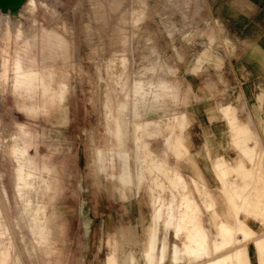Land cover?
Returning a JSON list of instances; mask_svg holds the SVG:
<instances>
[{
  "label": "rangeland",
  "instance_id": "374dc122",
  "mask_svg": "<svg viewBox=\"0 0 264 264\" xmlns=\"http://www.w3.org/2000/svg\"><path fill=\"white\" fill-rule=\"evenodd\" d=\"M30 1L0 8V238L8 237L2 247L10 264H110L111 254V264H129L128 258L147 264L153 234V264H208L236 249L246 257L242 264H264V242L262 255L257 245V238L264 239V131L243 117L241 78L245 51L264 34V0ZM14 57L24 68L54 71L65 83L62 96L54 80L47 108L30 106L13 87ZM19 138L39 164L45 162L49 187L36 177L26 194L18 193L13 150L22 146ZM124 163L127 181L121 177ZM170 173L177 182L167 178ZM232 182H252L254 189L242 194L257 199L248 210L234 209L235 190L244 186L236 189ZM181 192L198 203L191 219L206 235L199 255L183 251L192 226L176 235ZM156 197L172 201V211L157 214ZM26 198L30 208L44 206L50 239L32 234ZM237 217L247 225V238L236 230ZM220 222L232 237L218 249L213 238Z\"/></svg>",
  "mask_w": 264,
  "mask_h": 264
},
{
  "label": "bare ground",
  "instance_id": "6f19581e",
  "mask_svg": "<svg viewBox=\"0 0 264 264\" xmlns=\"http://www.w3.org/2000/svg\"><path fill=\"white\" fill-rule=\"evenodd\" d=\"M21 1L22 0H16V1H14L13 3H11V4H8V5H1L0 4V8H2V9H4V8H16V7H18L19 5H20V3H21ZM30 3H32V4H35V0H31L30 1ZM29 3V4H30ZM45 3V2H44ZM113 3V2H112ZM116 3V2H115ZM27 5V4H26ZM23 6V5H22ZM47 6V5H46ZM25 7V6H24ZM49 8V7H48ZM111 8V7H110ZM115 9V8H114ZM9 10V9H8ZM47 10H49V9H47ZM51 10V9H50ZM51 12V11H50ZM53 12V11H52ZM59 12V11H58ZM6 14V13H5ZM30 14V13H29ZM53 14V13H52ZM35 18V17H34ZM7 19V18H6ZM8 20V19H7ZM11 20V19H10ZM9 20V21H10ZM19 20V19H18ZM5 21V20H4ZM12 21V20H11ZM21 21V20H20ZM7 22V21H6ZM18 22V21H17ZM23 22V21H22ZM8 26H10L11 25V23L10 24H8V23H6ZM24 24V23H23ZM35 25V24H34ZM7 26V28H9ZM6 31H4V33L5 32H7V31H9L8 29H5ZM20 31V30H19ZM18 31V32H19ZM38 31V30H37ZM2 32V31H1ZM17 32V33H18ZM36 32V31H35ZM9 33H11L10 31H9ZM16 34V33H15ZM33 34V33H32ZM32 34H28L29 36L30 35H32ZM6 35V34H5ZM9 35V34H8ZM44 35V34H43ZM25 36H26V34H25ZM0 37H1V35H0ZM8 37V36H7ZM16 37H18L17 35H16ZM27 37V36H26ZM25 37V38H26ZM9 38H10V36H9ZM20 38V37H19ZM41 38H43V37H41ZM40 38V39H41ZM53 39H55V38H53ZM42 40V39H41ZM46 40V39H45ZM49 41H50V39H48ZM47 40V41H48ZM255 41V40H254ZM43 42V41H42ZM41 42V43H42ZM45 42V41H44ZM256 42V41H255ZM255 42H250V46L252 45L253 47H254V44H255ZM3 43V42H2ZM6 43H8V42H6ZM23 44V43H22ZM1 45V44H0ZM9 44H7V46H8ZM48 46H50L49 45V43L47 44ZM37 47V46H36ZM52 47V46H51ZM50 47V48H51ZM6 48H8V47H6ZM25 48V47H24ZM23 48V49H24ZM47 48V47H46ZM58 48V47H57ZM9 49V48H8ZM10 50V49H9ZM42 50V49H41ZM40 50V51H41ZM257 50V49H256ZM18 51H20V50H18ZM37 51H38V49H37ZM43 51V50H42ZM10 52V51H9ZM22 52H23V50H22ZM32 52V51H31ZM11 53H13V52H11ZM18 52H16V54H17ZM41 53V52H40ZM44 53V52H43ZM10 54V53H9ZM8 54V55H9ZM122 54V53H121ZM7 55V56H8ZM10 55H12V54H10ZM9 55V56H10ZM13 55H15L14 53H13ZM19 55V54H18ZM17 55V56H18ZM41 55V54H40ZM44 55V54H43ZM80 55V54H79ZM6 56V55H5ZM34 56V55H33ZM48 56V55H47ZM15 57H16V55H15ZM15 57H14V59H15ZM19 57V56H18ZM17 57V60L13 63L14 64V70H15V73H14V77H13V87L15 88V91H17V92H19L20 94H22L23 96H24V98L25 99H27V100H29L30 102H31V105L30 106H33L34 105V102H36V104L38 105V107L39 108H42V109H46L47 108V103H48V97H52L53 95H49L48 94V92L50 91V90H53V87L51 86L53 83V81L55 80V81H57V79L55 78L56 77V75H53V73H54V71H51V70H47V72L46 71H42V70H40L38 67L36 68V67H26V68H24L23 67V64H22V61H21V59H19ZM11 58V57H10ZM42 58V57H41ZM58 58H61V57H58ZM126 58V57H125ZM6 60V59H5ZM123 60H125V59H123ZM36 61V60H35ZM56 61H59L58 59L56 60ZM61 61V60H60ZM9 63V62H8ZM37 63V62H36ZM56 63V62H55ZM58 63V62H57ZM56 63V64H57ZM67 63V62H66ZM124 63V62H123ZM9 64H11V62L9 63ZM61 64H63V63H61ZM125 64V63H124ZM12 65V64H11ZM3 66V65H2ZM1 66V67H2ZM8 66V65H7ZM58 66H60V65H58ZM65 66H67V65H65ZM263 66H264V64H263ZM4 67V66H3ZM6 67V66H5ZM4 67V69H6ZM47 67V66H46ZM41 68V67H40ZM43 68V67H42ZM49 68V67H48ZM3 69V70H4ZM50 69V68H49ZM66 69V68H65ZM59 71V70H58ZM2 72V71H1ZM8 72V71H7ZM6 72V73H7ZM63 72V71H62ZM5 73V74H6ZM4 73H2V75H3ZM2 77V79H3V77H5L4 75L3 76H1ZM1 79V78H0ZM6 79L7 78H5L4 80L6 81ZM131 85V84H130ZM57 86H60V96H62V90H63V87L65 86V83L64 82H62L61 81V79H59L58 81H57ZM165 87V86H164ZM137 91H139V88L137 89ZM171 91V90H170ZM153 92V91H152ZM175 92V91H174ZM1 93V92H0ZM166 94V93H165ZM262 97V96H261ZM159 98V97H158ZM62 100V99H61ZM262 100V99H261ZM1 102V101H0ZM134 102V101H133ZM262 102H264V101H262ZM23 104V103H22ZM137 104V103H136ZM262 103H260V105H261ZM136 106V105H135ZM134 106V107H135ZM228 107V106H227ZM226 107V108H227ZM229 109V108H228ZM19 110H21V109H19ZM109 110V109H108ZM234 113H236L235 111H234ZM146 121V120H145ZM144 121V122H145ZM152 121V120H151ZM149 122V121H148ZM144 124V123H143ZM16 125H18L19 126V124L17 123ZM21 125V124H20ZM137 126V125H136ZM23 127H24V124H23ZM142 127V126H141ZM139 129V128H138ZM138 129H137V131H138ZM142 129V128H141ZM233 129V128H232ZM120 125L118 124V126H117V132H120ZM143 131H145V130H143ZM142 131V132H143ZM145 134H146V132H145ZM138 135V134H137ZM15 136V135H14ZM140 136H141V134H140ZM18 137V136H17ZM239 137H241V136H239ZM139 138V137H138ZM180 138V137H179ZM178 138V139H179ZM242 138V137H241ZM254 138V137H253ZM134 139V138H133ZM16 140V139H15ZM19 140H20V142L22 141L20 138H19ZM137 140V139H136ZM180 140V139H179ZM14 141V140H13ZM17 141H18V139H17ZM43 141V140H42ZM138 141V140H137ZM136 141V142H137ZM236 141H238V140H236ZM242 141H244V140H242ZM139 142V141H138ZM240 142H241V140H240ZM245 142V141H244ZM15 143V142H14ZM22 143V146L20 147V144H16V146H18L19 145V147L18 148H16L15 147V150H13V151H15L14 153L16 154L15 155V157H17V160H16V162H17V166H16V178H17V181H16V187H17V191H18V193L20 194V195H23V194H26V192H25V189L27 190V187L28 186H32V185H35L36 184V182H37V180L35 181V179L34 178H36V177H39V180L38 181H40L41 183L40 184H38V185H41L43 182H44V184L47 186L48 185V187H49V184L50 183H48V181H47V177H46V174H44V172H47L48 171V168H47V166H46V164H45V162L43 161V164L41 165V164H39V162H38V160H36V158H35V154H31L30 152H29V144H28V142H25L24 144H23V141L21 142ZM36 143V142H35ZM135 143V142H134ZM140 143V142H139ZM243 142H241V144H242ZM10 144V143H9ZM43 144V143H42ZM146 144V143H145ZM179 144V143H178ZM41 145V144H40ZM44 145V144H43ZM140 145V144H139ZM243 145V144H242ZM242 145H241V148H242ZM5 146V145H4ZM39 145H37V147H38ZM42 146V145H41ZM47 146V145H46ZM183 146V145H182ZM181 146V147H182ZM243 146H245V145H243ZM33 147V146H32ZM43 147V146H42ZM45 147V146H44ZM48 148V147H47ZM139 148V147H138ZM150 148V147H149ZM6 150H7V148H5ZM13 149H14V147H13ZM40 149H41V147H40ZM244 149H246V148H243V150ZM142 150V149H141ZM187 150V149H186ZM248 150V149H247ZM246 150V151H247ZM144 151V150H143ZM9 152H11L10 151V149H9ZM141 152V151H140ZM153 152V151H152ZM152 152H150V153H152ZM243 152V151H242ZM248 152V151H247ZM106 153V152H105ZM12 154V153H11ZM43 154V153H42ZM104 154V153H103ZM245 154V153H244ZM14 155V154H13ZM48 155V154H47ZM124 155H126V154H124ZM137 155V154H136ZM248 155V154H247ZM44 156V155H43ZM110 156H112V155H110ZM122 156V155H121ZM45 157V156H44ZM259 157V156H258ZM111 158H113V157H111ZM127 158V157H126ZM161 158V157H160ZM249 158V157H248ZM13 159V158H12ZM129 159V158H128ZM164 159V158H163ZM252 160H253V158H251ZM48 160V159H47ZM122 160H123V158H122ZM144 160V159H143ZM156 160H158V159H156ZM160 160V159H159ZM142 161V160H141ZM218 161V160H217ZM223 161H224V159H223ZM223 161H221V163L223 162ZM264 161V160H263ZM15 162V161H14ZM47 162V161H46ZM123 162V161H122ZM166 162V161H165ZM250 162H251V160H250ZM262 162V161H261ZM144 163H145V161H144ZM155 163V162H154ZM158 162H156L155 164H157ZM225 163V162H224ZM242 163V162H241ZM241 163H239V165H241ZM259 163V162H258ZM49 164V163H48ZM126 164H128V163H126ZM159 164V163H158ZM226 164V163H225ZM238 164V163H237ZM257 164V163H256ZM167 165V164H166ZM244 164H242L241 166H243ZM258 165V164H257ZM97 166V165H96ZM222 166H224V165H222ZM240 166V167H241ZM256 166V165H255ZM142 167V166H141ZM161 168L160 167V164L159 165H156V168ZM163 167H165V166H163ZM162 167V168H163ZM225 167V166H224ZM233 167V166H232ZM251 167V166H250ZM161 168V169H162ZM221 168V167H220ZM227 168V167H226ZM231 168V167H230ZM242 168V167H241ZM245 168V167H244ZM120 169V168H119ZM127 168H126V166H125V163H124V166H123V174L121 175V177H122V179L124 180V181H127L128 179H130L129 178V173H127V170H126ZM128 169H129V167H128ZM153 169V168H152ZM164 169V168H163ZM50 170H51V167H50ZM218 170V169H217ZM136 171V170H135ZM161 171V170H160ZM165 171V170H164ZM162 172V171H161ZM221 172H222V170H221ZM224 172V171H223ZM225 172H227V171H225ZM235 172V171H234ZM241 172H243V171H241ZM50 173V172H49ZM122 173V172H121ZM165 173H167V172H165ZM164 173V174H165ZM256 173H257V171H256ZM256 173H255V175H256ZM142 174L143 173H141L140 172V174H139V178H141V176H142ZM158 174H160V173H158ZM171 174V173H170ZM168 175V174H166L167 175V178L168 179H170V180H172V178H174L173 177V174H171V175ZM251 174V173H250ZM218 175V174H217ZM244 175V174H243ZM48 176V175H47ZM52 176V175H51ZM221 176H222V174H221ZM115 177V176H114ZM131 177V176H130ZM192 177V176H191ZM223 177H226L224 174H223ZM223 177H221V178H223ZM251 177V176H250ZM256 177V176H255ZM51 178V177H50ZM161 178L163 179V177L161 176ZM181 178V177H180ZM119 179V178H118ZM262 179V178H261ZM159 180V179H158ZM173 180H175V178L173 179ZM254 180H255V178H254ZM130 181V180H129ZM157 181V180H156ZM176 181V180H175ZM257 181V180H256ZM255 181V182H256ZM50 182H51V180H50ZM121 182V181H120ZM177 182V181H176ZM175 182V183H176ZM182 182H184V180L182 181ZM257 182H260V180L259 181H257ZM199 183H200V181H199ZM223 183V182H222ZM233 183V182H232ZM246 183V182H245ZM244 183V185H237L236 183H233L234 184V187H236V189H237V186H239V188H240V186H244L243 187V190H240V191H238V190H235L236 191V193H235V195H236V198H233L231 201H232V204H233V206H234V209L236 210V212H241L242 210H245V209H247L248 208V206H249V202H251L250 204H252L253 205V202L255 201V200H257L255 197H253L252 198V200L255 198V200H253V202L252 201H249V200H251V199H248V197H250V196H248L247 195V197H244V195H242L243 193H244V190L246 191V189L250 186V183H252V182H248L249 184H245ZM262 183V182H261ZM157 184L159 185V184H161L160 182H157ZM163 184V183H162ZM173 184V183H172ZM227 184V183H226ZM232 184V185H233ZM263 184V183H262ZM51 185V184H50ZM174 185V184H173ZM258 185V184H257ZM228 186V185H227ZM254 186V185H253ZM252 186V187H253ZM41 187H42V185H41ZM47 187V188H48ZM159 187H160V185H159ZM196 187V186H195ZM231 187V186H230ZM233 187V186H232ZM34 188H35V186H34ZM44 188H45V186H44ZM176 188V187H175ZM201 188H203V187H201ZM261 188V187H260ZM146 189V188H145ZM173 189V188H172ZM206 189V188H205ZM230 189H232V188H230ZM234 189V188H233ZM250 189H251V186H250ZM253 189H254V187H253ZM253 189H251V190H253ZM3 190V189H2ZM38 190V189H37ZM248 190V189H247ZM261 190H263V189H260L259 191H261ZM35 191H36V189H35ZM34 191V192H35ZM39 191V190H38ZM44 190H42V192H43ZM48 191V190H47ZM226 191H228V189L226 190ZM232 191V190H231ZM234 191V190H233ZM234 191V192H235ZM249 191V190H248ZM255 191V190H254ZM258 191V192H259ZM264 191V190H263ZM262 191V192H263ZM34 192H33V194H34ZM125 192V191H124ZM138 192V191H137ZM204 192V191H203ZM205 192H207V191H205ZM17 193V192H16ZM30 193H31V191H30ZM36 193V192H35ZM248 194H249V192H247ZM252 193V192H251ZM33 194H31L32 196H31V198L33 197V196H35V194L33 195ZM39 194V199H40V197L41 198H44V196H40L41 194H40V192L38 193ZM187 194H188V196H187ZM185 193V192H181L180 193V196H181V199H180V214H179V217H178V220H177V222H176V235L177 236H179L180 237V235L182 234V231H183V229L184 228H187V226L188 225H190V226H192V227H190V229L188 230V234L186 235V237H185V239H184V241H185V248L183 249V251L184 252H186V253H194L195 255H199V253L201 252V250H202V248H203V246H204V244H205V242H206V235L203 233V226L202 225H200V224H198V223H196L195 222V220L196 219H194V217H193V219H191V213H193V212H195V211H197L198 209H199V207H198V203L196 204V203H194V200H193V203H192V200H191V197H189V193ZM191 194H192V192H191ZM191 194H190V196H191ZM207 194H209V193H207ZM229 194V193H228ZM234 194V193H233ZM245 194V193H244ZM19 195V196H20ZM45 195V194H44ZM122 195V194H121ZM250 195V194H249ZM254 195V194H253ZM260 195H261V193H260ZM259 195V196H260ZM38 196V195H37ZM22 197H24V196H22ZM22 197H21V199H22ZM233 197V196H232ZM262 197H263V195H262ZM25 198V197H24ZM29 198V197H28ZM28 198H26L27 199V202H26V205H25V211L30 215V220H29V227H30V229L32 230V234L34 233L35 235H37L39 238H41L42 239V241H43V239L45 240V237H47L48 235V229H49V225H48V215H47V213L44 211V206L43 205H41V204H39V202H41V201H39V199H38V204L39 205H34L35 207H32V202H31V207L32 208H30L29 207V199ZM35 197H33L32 198V201H34L33 199H34ZM157 198V200H158V208H157V214H159V213H161L162 212V210L163 209H167L169 212H171L172 211V208H173V202L172 201H170L169 200V202L167 203V204H164V202H161L160 201V199L158 198V197H156ZM192 198H194L193 197V195H192ZM251 198V197H250ZM237 199H239V200H242V201H240V202H242V203H239L238 204V202H237ZM260 199V198H259ZM258 199V200H259ZM23 200V199H22ZM42 200V199H41ZM45 200V199H44ZM43 200V201H44ZM127 200V199H126ZM15 201V200H14ZM26 201V200H25ZM24 201V202H25ZM46 201V200H45ZM36 202V201H35ZM47 202V201H46ZM213 202H214V200H213ZM260 202V201H259ZM212 203V202H211ZM262 204V203H261ZM23 205H24V203H23ZM255 205H257V203H255ZM262 206L263 205H261V207L260 208H262ZM208 207H210V206H208ZM251 207L252 206H250L249 208L251 209ZM48 208V207H47ZM155 208H156V206H155ZM213 208V207H212ZM252 208H254V210H255V207H252ZM258 206H257V211H258V209H260ZM249 209V210H250ZM155 210V209H154ZM248 210V209H247ZM164 211V210H163ZM166 211V210H165ZM256 211V212H257ZM262 211V210H261ZM264 211V210H263ZM262 211V212H263ZM23 213H24V210L22 211ZM259 212H260V210H259ZM165 213V212H164ZM260 214V213H259ZM0 215H2L1 214V210H0ZM51 215V214H50ZM167 215H168V213H167ZM257 215V214H256ZM262 215V214H261ZM28 215H26L25 216V218L27 217ZM23 217H24V215H23ZM23 217H22V219H23ZM156 217V216H155ZM167 217V216H166ZM196 217V216H195ZM28 218V219H29ZM238 218V217H237ZM257 218V217H256ZM55 219V218H54ZM53 219V220H54ZM1 220H2V218H1ZM50 220H52V219H50ZM52 220V221H53ZM202 220V219H201ZM4 220H2V222H3ZM25 222V221H24ZM219 222V221H218ZM1 223V222H0ZM4 223H6V222H3V224ZM27 223H28V220H27ZM2 224V225H3ZM55 224H56V222H55ZM1 225V226H2ZM4 226V225H3ZM154 226H155V224H154ZM5 227V226H4ZM27 227V226H26ZM50 227H52V226H50ZM237 228H236V230L237 231H242V233H244L245 235V237L247 238V236L248 235H246V234H249V230H248V228H247V225L244 223V221L242 220V219H237V226H236ZM53 228V227H52ZM152 228H154V227H152ZM0 229H2V228H0ZM4 229V228H3ZM6 229V228H5ZM7 229H8V227H7ZM29 229V228H28ZM235 230V229H234ZM50 231H51V229H50ZM53 231V230H52ZM174 231V230H173ZM229 232H230V229H229V226H227L226 224H225V222H220L219 224H218V230H217V232L214 234V238H213V242L217 245V248L218 249H220V248H222L223 247V244L224 243H227V241L230 239V236L232 237V235H229ZM235 232V231H234ZM233 232V233H234ZM52 233V232H51ZM231 233V232H230ZM232 233V234H233ZM238 233V232H237ZM9 234V233H8ZM235 234H236V232H235ZM7 235V234H6ZM47 235V236H46ZM51 235V234H50ZM234 236V235H233ZM2 237H4V236H2ZM8 238V237H7ZM6 238V239H7ZM11 238V237H10ZM9 238V239H10ZM49 237H47L46 239H48ZM6 239H4L3 240V238H2V240H1V238H0V264H5V262H7L8 260V256H10V255H8V249H7V247L5 246V248H4V246L2 247V245H4L3 244V242L4 241H6ZM50 239V238H49ZM231 239H233V238H231ZM239 239V238H238ZM155 235L153 234L152 236H151V239L149 240V248H148V250H147V252H146V256H148L147 258V260H148V263L147 264H153V255H152V252L155 250ZM31 241H33V240H31ZM226 241V242H225ZM234 242V241H233ZM262 242H264V239L263 238H257V245H258V248H259V254L260 255H262V253H261V249H260V246L261 245H263L262 244ZM8 243V242H7ZM10 243V242H9ZM35 244V243H34ZM33 244V245H34ZM38 244V243H37ZM9 245V244H8ZM12 245V244H11ZM10 245V246H11ZM46 245H48V244H46ZM39 246H41V245H39ZM44 246V245H43ZM34 247V246H33ZM48 247V246H47ZM172 248V247H171ZM42 249H43V247H42ZM47 250V249H46ZM49 250V249H48ZM177 249L175 248L174 249V254L176 255L177 254ZM182 252V251H181ZM10 254V253H9ZM18 254V253H17ZM17 254H16V256H17ZM112 255V254H111ZM111 255H107L108 257V263H110L111 264V261L113 260V259H109L110 257H111ZM243 255V251L241 250V249H236V250H232V252H227V253H224V254H221V255H218V256H216L215 258H212V259H210L209 260V262H208V264H229V261L230 260H232V261H234L236 264H242V260H240L241 259V256ZM15 256V255H14ZM13 256V257H14ZM18 256H20V255H18ZM113 256V255H112ZM13 257H12V259H13ZM32 257V256H31ZM243 257L244 258H246L244 255H243ZM146 258V257H145ZM9 259L11 260V258L9 257ZM14 259H16V257L14 258ZM10 260L8 261L9 262V264H10ZM17 260H18V258H17ZM17 260H16V262L15 263H18L17 262ZM128 260V262H129V264H131V262H132V259L131 258H128L127 259ZM247 260V259H246ZM245 260V261H246ZM15 261V260H14ZM24 261V260H23ZM244 261V260H243ZM243 262V263H246V262ZM25 262V261H24ZM21 262H20V260H19V264H20ZM14 264V263H13ZM22 264V263H21ZM58 264H59V262H58ZM146 264V263H145ZM247 264H248V260H247Z\"/></svg>",
  "mask_w": 264,
  "mask_h": 264
},
{
  "label": "crops",
  "instance_id": "0c3cea01",
  "mask_svg": "<svg viewBox=\"0 0 264 264\" xmlns=\"http://www.w3.org/2000/svg\"><path fill=\"white\" fill-rule=\"evenodd\" d=\"M243 58H244L243 60L244 62L241 64L242 65L241 78L244 83V94L247 96V98H245L246 99L245 104H244L245 114L243 115V117L246 119V121L253 122V125L256 124L258 127L259 126L262 127V130L264 131L263 129L264 128V102H262L264 101V66H263L264 64V34L260 39H258L254 48H252L251 50L245 51V55L243 56ZM260 103L262 104L260 105ZM231 118L232 117L227 118V123L229 122V119ZM197 132L198 131H196L195 129H192L191 138L196 139ZM222 132L223 130L220 131V133ZM243 164L245 165V163ZM246 167L249 168L248 166ZM196 168L202 171V174L205 180L208 179V176L205 173L206 167L203 168V166H200V164H198L196 165ZM254 255L258 259L256 250H255ZM258 263H259V259H258L257 264Z\"/></svg>",
  "mask_w": 264,
  "mask_h": 264
},
{
  "label": "water",
  "instance_id": "95a60500",
  "mask_svg": "<svg viewBox=\"0 0 264 264\" xmlns=\"http://www.w3.org/2000/svg\"><path fill=\"white\" fill-rule=\"evenodd\" d=\"M14 1H16V0H0V4L1 5H8V4L13 3Z\"/></svg>",
  "mask_w": 264,
  "mask_h": 264
}]
</instances>
